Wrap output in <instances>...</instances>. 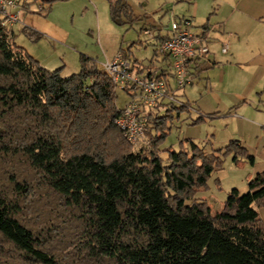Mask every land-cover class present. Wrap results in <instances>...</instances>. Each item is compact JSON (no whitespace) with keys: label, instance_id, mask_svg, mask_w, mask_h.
<instances>
[{"label":"trees","instance_id":"1","mask_svg":"<svg viewBox=\"0 0 264 264\" xmlns=\"http://www.w3.org/2000/svg\"><path fill=\"white\" fill-rule=\"evenodd\" d=\"M42 1L36 11V0H22V13L46 16L45 4L67 0ZM106 1L117 26L142 20L128 0ZM14 37L0 26V166L10 169L0 179V264H264V172L247 181L246 193L232 189L215 214L198 196L224 157L253 165L239 141L210 153L190 140L184 149L161 148L173 112L188 108L169 103L148 111L134 148L114 123L122 112L115 86L93 59L80 55L79 71L63 76V67L43 68ZM147 70L151 77L160 68ZM40 190L55 197L44 202L61 211L58 225L51 217L37 228L28 222ZM74 220L80 235L52 254V233Z\"/></svg>","mask_w":264,"mask_h":264},{"label":"rangeland","instance_id":"2","mask_svg":"<svg viewBox=\"0 0 264 264\" xmlns=\"http://www.w3.org/2000/svg\"><path fill=\"white\" fill-rule=\"evenodd\" d=\"M233 1L184 0L175 3L176 0H130L137 13L147 14L148 17L146 19L141 17V21L135 20L131 25L123 26H117L111 21L106 0L55 1L51 3L50 10L45 9L48 5L45 4L44 10H46V18L67 37L65 42L53 41L46 37L33 41L18 29L13 42L37 60L41 66L43 64L53 68L42 66L45 69L55 70V64L60 61L64 64L62 75L69 76L79 71L80 54L93 59L100 68L110 61L106 58L116 55L120 50L129 56L132 54V57L139 60L149 56L151 52L145 50L143 29L153 30L154 24L151 21L153 17L163 15V29L168 30L172 15H193L198 4L194 20L196 26L203 24L207 18L211 24L228 22L229 26L236 21L231 17L234 11ZM256 2L261 4L263 0ZM249 3V0H244L239 4L242 7ZM41 4H44L42 0H36L31 9L36 10V6ZM160 9L163 12H158ZM237 15L245 20L244 26L248 30L245 39H241L242 43L239 47L232 44L230 46V49L235 47L233 50L238 51V62H241V65L223 61L225 63L222 65L207 71L210 79L208 88L217 94L220 103L208 95L201 96L198 93L197 87L207 85L208 80L199 81L196 77L197 84L181 90L179 96L180 93H185L189 103L200 110L202 120L194 125L192 120L198 118V113L191 110L189 114L183 112L176 118L174 111V117L167 123L170 130L167 131L168 135L161 146L164 149H184L188 146L187 140H190L210 153L224 148L229 141L236 140L246 149L248 155L254 157L252 165L245 156H238L234 161L233 155H228L223 159L221 170L208 179L205 191L198 196L207 202L213 214L221 210L227 194L232 189H237L240 194L246 193L247 181L256 174L264 172V67L253 68L245 65L249 58L264 60V17ZM192 31L196 29L192 28ZM227 33L232 35L230 30ZM140 41H143L144 46L137 43ZM129 46L132 53L127 52ZM254 86L258 88L257 91H253ZM116 93V105L119 109H124L130 97L121 90L116 89ZM239 95L244 99H237ZM181 98L180 100H185ZM163 114L161 111V115ZM9 170L7 166H0L1 181H4L5 173H10ZM44 199H55V197L40 190L32 210L26 215L28 222L35 228L47 225L46 219L50 217L57 225L58 221L63 220L61 211L53 209L54 203L50 200L45 203ZM259 214L264 217V210L261 209ZM66 225L69 227L58 228V232H53L51 235L50 252L57 256L65 250L67 244L80 235L82 229L79 220Z\"/></svg>","mask_w":264,"mask_h":264},{"label":"built area","instance_id":"3","mask_svg":"<svg viewBox=\"0 0 264 264\" xmlns=\"http://www.w3.org/2000/svg\"><path fill=\"white\" fill-rule=\"evenodd\" d=\"M21 6L22 0H0V26L10 35L21 23ZM36 11H42V6L37 5ZM192 28L188 19L172 20L167 36L155 49V55L166 65L154 76L137 74L123 53H118L101 66L115 90L127 91L130 97L114 123L134 148L144 141L148 111L169 103L182 106L177 98L179 92L193 85L195 78L192 73L209 64L206 60L209 53L208 39L204 32L198 34ZM227 51L228 46L224 45L221 52L226 54ZM161 72L163 77L158 78Z\"/></svg>","mask_w":264,"mask_h":264},{"label":"crops","instance_id":"4","mask_svg":"<svg viewBox=\"0 0 264 264\" xmlns=\"http://www.w3.org/2000/svg\"><path fill=\"white\" fill-rule=\"evenodd\" d=\"M184 0H176L175 3H181ZM261 1V0H259ZM244 2V0H234L232 3V7L234 8L233 13L231 14L232 18H235V22L231 25L228 26V22H217L214 24H211V22L209 21V19L207 18L205 20V22L202 24H200L199 26H196L194 24V20H195V16L197 15V6L195 7L196 9H194V13L193 15L187 16V15H172V20H176V19H188L191 22V25L193 27V29L196 31H193L195 33H201L204 32L206 38L208 39V49H209V53L207 55V61L209 62L208 65H204L201 68L198 69L199 75H197V79L196 80H208L207 85L205 86H199L197 87V91L198 93L202 96L205 95L208 97H212L214 98L217 103H220V100L217 96V94L211 90V88H208L209 85V76L207 75V71L211 68H214L218 65H222L223 63H235V65H241V62H238V51H235L233 49H235V47L233 49H230V46L234 45V46H240V44L242 43L241 39L243 38V40L245 39V35H247L248 30H246L245 26H244V19H242L241 17H238L237 14H241L242 16L245 17H264V0L263 3L261 2V4H258L256 2V0H249V4H247V6L243 5L242 7L240 6L239 3ZM128 5L130 6V9L133 13L134 16L136 17H148L147 14H139L136 12V9L134 7L133 4H131L130 0L128 1ZM35 10V9H34ZM158 12H163L162 9H160ZM258 14V16H256V14ZM163 14V13H162ZM162 16L160 17H153L151 19L152 23L154 24L152 27L153 30H148V31H144L143 29V35H144V43H145V50H149L151 52V54L143 59H136L134 57H132V54L129 56L127 55V53H124V51L120 50L118 53H123L125 55H127L130 60H135L137 61L136 67H134L135 71L137 72V74H142V75H146L148 74V70L147 68L151 67V70H156L158 68H160V70L164 67L165 68V63H162L160 61V59H158V57L154 54L155 53V49L157 47V45L163 40L164 37L167 36V28L163 29V22H162ZM230 20V18H229ZM228 20V21H229ZM233 22V21H232ZM157 26V27H155ZM23 28L29 29L31 31H33L34 33L40 35L41 37H46L48 39H52L53 41H59V42H65L66 38L60 31L59 29L54 26L51 21L46 18V16L43 15H37V14H23L21 15V23L18 24L15 28H14V35L16 33V30L18 29L20 32ZM230 30L231 34L227 33V31ZM145 32H149V34H145ZM143 41L139 42L140 45L144 46ZM232 44V45H231ZM224 45L228 46V51L226 54H223L221 52V49ZM128 53H132L131 52V47L129 46L127 49ZM117 53V54H118ZM116 54V55H117ZM81 55V54H80ZM79 55V56H80ZM116 55L111 56L110 58H106V60H112ZM253 57V56H252ZM33 58V57H32ZM79 58V57H78ZM79 60V59H78ZM37 61V60H36ZM225 61V62H223ZM39 63V62H38ZM41 65V64H40ZM63 65V66H61ZM245 65L253 67V68H258V67H264V60L261 58H256V59H247V61L245 62ZM42 66L48 68L47 65H43ZM64 67V64H61L60 61H58L54 68L58 69ZM138 68V69H137ZM48 69H53V68H48ZM47 69V70H48ZM140 70H143V72H139ZM78 72V70H77ZM74 74V73H73ZM193 82V85L195 86V81ZM193 85H191L190 87H192ZM199 85V84H198ZM196 85V86H198ZM210 87V86H209ZM253 91H257L258 88L256 86L253 87ZM256 89V90H255ZM182 97V98H181ZM185 93L183 92L180 93V96L178 94V100L181 103H185L187 104L188 108L187 111L185 112H190L191 110L195 111L196 113H198V118L199 117H203L200 116L199 111L197 108H195V106L193 104H190L189 101L185 98ZM239 100L244 99V97L242 95L237 96ZM181 99H185L180 100ZM189 114V113H188ZM194 120H192L193 122ZM262 173V172H261Z\"/></svg>","mask_w":264,"mask_h":264}]
</instances>
